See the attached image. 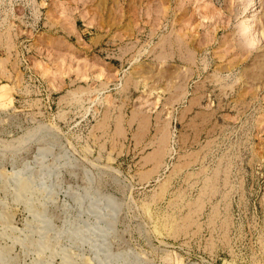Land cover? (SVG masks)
Masks as SVG:
<instances>
[{
  "label": "rangeland",
  "instance_id": "1",
  "mask_svg": "<svg viewBox=\"0 0 264 264\" xmlns=\"http://www.w3.org/2000/svg\"><path fill=\"white\" fill-rule=\"evenodd\" d=\"M0 264H264V0H0Z\"/></svg>",
  "mask_w": 264,
  "mask_h": 264
}]
</instances>
